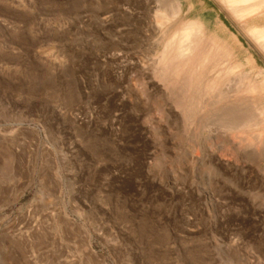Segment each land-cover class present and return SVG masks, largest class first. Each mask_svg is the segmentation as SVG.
<instances>
[{"label":"rangeland","instance_id":"obj_1","mask_svg":"<svg viewBox=\"0 0 264 264\" xmlns=\"http://www.w3.org/2000/svg\"><path fill=\"white\" fill-rule=\"evenodd\" d=\"M218 4L183 0L164 31V2L0 0V264H264V145L159 77L191 20L264 69L244 38L264 12Z\"/></svg>","mask_w":264,"mask_h":264},{"label":"bare ground","instance_id":"obj_2","mask_svg":"<svg viewBox=\"0 0 264 264\" xmlns=\"http://www.w3.org/2000/svg\"><path fill=\"white\" fill-rule=\"evenodd\" d=\"M150 1L156 4L164 2L169 5L166 8L170 7L171 14H156L155 24L160 30L165 31L170 28L173 19L183 12V0ZM216 1L227 16L239 26L264 12V0ZM215 23L216 29L223 36L221 40L217 34L212 39L207 38L205 27L199 20L177 24L164 44L159 60L162 66L159 77L168 82L182 83L183 96L178 95L182 98L179 106H187L190 109L198 107L200 111L206 113L218 112L223 124L240 118L236 121L237 128H249V130L238 135V140L262 146L264 145V69L257 66L252 54L235 34L231 33L220 20ZM244 38L264 59V27L245 32ZM237 54L243 58L240 59ZM244 65L250 69L248 73L242 72ZM251 75L255 76V80L250 79ZM248 114L255 115L252 118L246 117ZM240 141L238 143H241ZM64 219L63 225L72 231L75 226L67 221L65 214Z\"/></svg>","mask_w":264,"mask_h":264}]
</instances>
